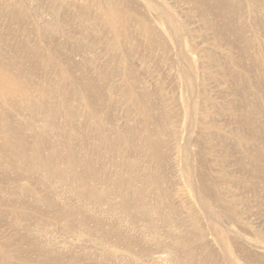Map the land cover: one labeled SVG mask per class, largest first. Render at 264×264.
<instances>
[{
  "label": "bare ground",
  "instance_id": "obj_1",
  "mask_svg": "<svg viewBox=\"0 0 264 264\" xmlns=\"http://www.w3.org/2000/svg\"><path fill=\"white\" fill-rule=\"evenodd\" d=\"M44 1L52 21L41 26L28 1L0 0V18L8 23L5 33L0 32V264H9L13 255L31 264L30 253L39 258L37 264L60 263L70 237L91 239L104 255L114 257L113 264H221L212 247L220 239L211 221L226 226L223 253L235 256L226 264H240L238 258L244 264H264V91L255 85L264 64L244 55L261 27L253 19L254 10L244 7V0ZM75 19L76 29L65 32L62 26ZM12 25L19 30L11 33ZM47 29L65 37L77 30L84 35L81 42L103 48L106 63L87 65L82 53L54 41ZM16 33L28 39L15 37L11 44ZM91 44L81 50L93 48ZM233 50L238 58L231 55ZM216 53L229 61L231 72L224 66L214 69ZM134 59L155 62L161 78H180L172 88L180 90L183 103L200 98L201 112L180 118L173 91L172 99L138 92ZM118 74L119 93L132 103L144 132L138 141L134 128L126 126L121 133L98 111L103 85L114 90L109 83ZM207 78L228 83L233 99L222 107L214 103L203 84H209ZM157 107L160 117L155 121L151 113ZM218 107L229 110L236 122L234 139L242 157L236 163L238 176L225 170L232 133L207 122L211 109ZM180 121L199 135L176 144L178 155L170 157L172 150L154 136ZM203 135H220L223 154L207 159L214 142L206 144L199 139ZM188 145L197 150L188 157L196 162L197 173L181 162L179 152L186 155ZM167 167L173 174L169 188L175 172L192 178L201 215L192 206L173 202L177 193L166 187ZM245 203L256 207L241 209Z\"/></svg>",
  "mask_w": 264,
  "mask_h": 264
},
{
  "label": "rangeland",
  "instance_id": "obj_2",
  "mask_svg": "<svg viewBox=\"0 0 264 264\" xmlns=\"http://www.w3.org/2000/svg\"><path fill=\"white\" fill-rule=\"evenodd\" d=\"M26 1H28V4L30 5V7L34 9V14H35L34 17L36 18V20H38V23L41 26H45L47 23L52 21V18L46 14L47 11H46V5L44 3L45 2L44 0H40L39 4L37 1H34V2H32L30 0H26ZM244 1H245L244 7H246V5L248 7L250 6L249 9L250 8L251 9L249 11H251V13H252V10H254L253 11V19L256 20V23H260V25H261L260 29L255 32V34H254L255 36H253L248 30L246 31V33L248 34V37L246 34L245 35L247 38H249L248 40H251V37L252 36L253 37H252V41H250V43H249V44H251L252 48L251 49L246 48L244 55H249L250 57H254V59H256L257 62H261L263 65L264 64V17L261 15H264V9H262V8H264V5L260 4V3H262L261 0H244ZM254 2H256L255 7L253 6ZM71 11L72 10H69L70 13H73ZM256 11L257 12L259 11V12L257 13ZM61 16H63V14H61ZM61 16H59V19L63 18ZM250 16L252 18V14H250ZM256 17L257 18L260 17V18L256 19ZM6 24H8L7 20L0 18V32H1V34L5 33V32H3V27ZM77 24H78V20L75 19L74 21L72 20L69 24H67V26H66V24L64 26H62V28L65 32H67L71 28L76 29ZM12 26L13 27H11V29H10L11 33L17 32L19 30L18 26H15V27H14V25H12ZM74 26H76V27H74ZM16 34L17 35H15L12 39H10V40H12V41H10L11 44H12L13 40H15L14 39L15 37H18V39H21V41H25V39H28V37H26L24 35H21V34L18 35V33H16ZM49 36L52 37V39L56 42H59V43L66 42L68 45L73 47L75 51H79L80 53H82V58H84V62L87 65H89V63H90V65L93 64V65L100 67L106 63L107 57L104 54L103 48L98 46V45L93 46L92 45L94 43L93 41L81 42L82 36H84V35H81L79 32H77V30L75 32L71 33L70 36H67V37H65L66 35L64 36L62 33H60L57 30H54V31L50 30ZM77 36H79L80 38H78ZM91 36L94 37V35H91ZM8 37H10V35ZM95 38H97V36ZM232 40H233V38H231L230 43L233 44L234 47H238L239 42L235 39L233 41ZM197 42L200 43L199 38H198ZM204 42H205V40H204ZM32 43L33 42L29 43V46L31 47V49L33 48ZM86 43H87V45H86ZM11 44H9V45H11ZM89 44H91V46H93L94 49L93 48H84L81 50V47L82 48L88 47V46H90ZM11 47H12V45H11ZM128 47L131 48V45H128ZM208 47L209 46H205V48H208ZM94 52L96 55L93 54ZM87 53H88V57L86 56ZM250 54H252V55H250ZM7 55H9V51H7ZM231 55H233V57H234V55H236L235 57H237V58L239 57V53H237V50H233ZM214 57L216 60L215 61L216 63L214 64V69L217 70L219 67L224 66L223 67L224 69H225V67H227L226 69H228L231 72V64L229 63V61L225 60L226 61L225 62L223 59H220L219 53H216V55H214ZM76 59H77V61L80 60V58H79V60H78V58H76ZM99 63H101V64L99 65ZM132 63H133V67H134V70H133L134 74L132 75L133 79L139 80V87L137 88L138 92H141L143 90L145 93H156L157 95H161L165 99H172V94H170V92L173 91V94L175 97L173 99H175V102H176L175 105L177 106V108H175V109L178 110V115H177L178 117L181 118L182 116H186V114H188L189 111H190V113H194V112L197 113L198 112L199 105L201 104L200 98H197V99L193 98L195 100L194 101L195 104L197 103L196 108L194 109L193 108V103H194L193 99H192V101L190 100V102L186 101L185 103H183L182 102L183 97H182V93L180 92V90L176 91L172 88V85L176 86V85H178V83H180V78L174 77L175 78L174 82L171 79H167L165 77L161 78V76L159 74V70H158L159 67L153 61L143 63V62H140L139 60L134 59ZM220 63H221V65H220ZM222 63H223V65H222ZM224 63H225V65H224ZM241 64L246 65L247 68H251L250 63L247 62L246 60H244V61L242 60ZM244 65H242V66L245 67ZM27 66H29V65H27ZM119 68H120L119 70L121 71L123 69V66H120ZM260 72L264 73V70L262 71V68H261V70H258V73L255 75V77H256V79H255L256 84L255 85L258 88H262V90L264 91V74H261ZM31 74L32 73L30 72V75ZM121 77L122 76L120 74H118V76H114L112 83H109L111 85H114V90L109 91L106 89L107 85H103L102 90H101L103 98H102V101L101 100L99 101L98 107H100V109H98V111L100 113H102L101 114L102 116L107 114L106 116L110 119V121L112 123L118 125V127H119L118 130L121 133L125 132L124 128L126 126L134 128V132L136 134V139L138 141V139L139 140L141 139L144 132L140 128V125L138 123L139 117L134 112V108H133L132 103L129 101V99L127 97H125L119 93V89L121 88V85H122V78ZM207 79H208V81H210L209 84L207 81L203 82V84H204L205 88L207 87L206 93L210 95V97L213 99L214 103H216L222 107L227 101H230L233 99L232 89L228 85V83H226V82L221 83V81L218 79H215V82L212 83L211 82L212 78L211 79L207 78ZM34 80L36 83H41V81H38L37 78H35ZM212 81H213V79H212ZM159 84H161V85H159ZM186 95L187 94H185V97H186ZM122 97H124L123 100L121 99ZM247 97L251 99L250 95H248ZM176 98H178V99H176ZM182 104H184V105L182 106ZM211 105H213V104H208V106H211ZM221 107H218L219 109H211V112H213V113L210 115L211 117L207 119V122L213 123V124L215 123V124H219V125H224L225 126V127L223 126L224 129H226L227 132L232 133L230 135L231 137L228 139V142H227L228 144H227L226 152L228 154V159H227V163L225 164L226 165L225 170L227 171V173L229 175H237L238 176L239 170L236 167V163H237V161H240L242 159L241 154L238 152L236 141L234 139V136L236 135V132L238 131V129H237L235 120L232 119V116L229 114V110H226V109L222 110ZM153 110H152L151 116L154 118L155 121L159 120L160 108L158 109V107H157V108H154ZM200 112L201 111H199L198 113H200ZM216 112H218V114ZM222 113L224 115H222ZM225 113H228L229 115L228 114L227 115L231 118L229 119V117L227 115H225ZM256 116L260 118L259 115H256ZM227 117H228V119H226ZM79 120L83 121L82 117H79ZM229 120H230V122H229ZM173 124H174L173 128H169V127L164 126V128L162 129L163 131L160 132L159 134H157L156 136H154V139L156 141L163 143V145H165V146L168 145L166 147L167 148L169 147V150L170 149L172 150V151L170 150L171 151L170 157H174L175 153H177L176 152L177 151L176 150L177 145H180V146L184 145L185 142L187 141V139L193 141L199 135L198 130L196 128H194V127L189 128L188 125H186V127H184V122L182 123L180 121V124L177 122L175 124L173 122ZM108 126H110V125H108ZM152 129H153V127L150 126L149 131H152ZM244 132L246 133V131H244ZM244 132H241V133H244ZM220 138H221L220 135H218L217 138H215V139L214 138H208L207 135H203L202 137L199 138L201 140L203 139V142H205L206 144H208L210 142H214V145L212 144L213 150L211 152H208V153L206 151V153H205V156L207 157V159L214 160V156L218 157L219 155L223 154V151L221 150V148L219 146ZM139 142H141V141H139ZM164 151H165V149H163V152ZM196 153H197L196 148H192L190 145H188V147H187V154L186 155H184L183 153L181 154V152H179V154L181 155L182 164L183 163L184 164L190 163L191 166L193 167V170H194V165L196 164V162L194 164V161L193 160L191 161V159L190 158L188 159V157L191 154L193 157V155L195 156ZM177 155H178V153H177ZM167 160H168L167 166H170L169 168L171 169L172 167H171V164H169V159H167ZM165 163H166V161H165ZM169 168L167 167L168 171H167L166 175L164 176V177H166V181H167L166 187L168 186V184H172V182H173V177H172L173 174L171 173V170L169 172ZM196 169L197 168H195V170H194L195 172H196ZM168 173H169V175H168ZM167 176H169V178ZM174 177H175L174 185L171 188L167 187V189H169L168 190L169 192H171V190H172V192L177 193L176 194L177 197L173 199V202H175L176 204L179 203L181 206H185V207L192 206L195 210L199 211L198 207H197V200L195 197H193L195 194L193 191L194 182H193L192 178H190L189 176L182 174V173L181 174L179 173V175H178L176 172L174 173ZM212 177L213 178L216 177V174L214 172H212ZM248 177H250V174H247L245 176V178H248ZM244 195H248V194L245 193ZM152 197L153 196L151 195V198ZM114 201L116 203V200H114ZM249 207L255 208L256 206L254 204L245 203V205H243L241 207V209L242 208L248 209ZM199 213L201 215L200 211H199ZM262 219H264V218L262 217ZM210 223L211 224L213 223V225H215V226L211 225L210 227L212 228V230H214V228L216 227V231L218 233L217 235L220 239V242H219L220 245H217V246L213 245L212 247L214 248L215 252L218 251V253L220 255L221 264H226L227 258H230V257L234 258L235 257L234 255H233L234 257L231 256L230 254H228L225 251L223 253V248H225L226 245H228L227 239L229 238L228 234H226V232H225L226 226H225V224H217V223L212 222V221ZM54 229H57V228L55 227ZM62 237L63 236H60L57 238L64 241V239ZM66 239L69 241V243L71 245L68 246L66 249H64L65 258H63L60 263H47V264H91V263H100V262H107L108 264H113L114 257L104 255L102 250H98L92 244L91 239H87L84 241L81 238L74 239V238L70 237V238H66ZM221 243H223V245H221ZM78 246H82V248H84V249H79ZM11 254H13V253H11ZM118 258H119V255H118ZM27 259L31 264H37L38 260H39V258L35 254H32V253L27 255ZM240 259H242V258H240ZM240 259L238 258V260L237 259L236 260L239 261L240 264H244L245 259H244V262H243V260L240 262ZM116 260H118V259H116ZM9 264H23V263L18 259V257L16 255H13Z\"/></svg>",
  "mask_w": 264,
  "mask_h": 264
}]
</instances>
